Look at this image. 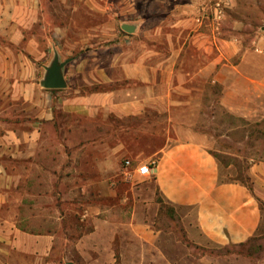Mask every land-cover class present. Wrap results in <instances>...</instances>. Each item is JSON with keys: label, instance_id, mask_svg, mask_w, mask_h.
<instances>
[{"label": "crops", "instance_id": "1", "mask_svg": "<svg viewBox=\"0 0 264 264\" xmlns=\"http://www.w3.org/2000/svg\"><path fill=\"white\" fill-rule=\"evenodd\" d=\"M101 1L0 0V122L14 125L15 117L23 122L20 133L11 126L0 130V158L21 154L24 182L44 185L41 127L56 117H165L166 126L156 132L170 140L154 152L149 178L138 175L141 164L131 160L124 170L101 164L95 184L104 187L103 205L87 209L92 229L81 237L21 230L13 220H0V264H172L154 229L162 205L174 209L188 239L202 248L238 246L262 235L264 161L249 170L250 190L234 178V165L223 167L210 151V134L196 130L192 120L177 122L223 116L264 126V31L253 48L224 37L221 22L212 13L206 17L213 7L205 0H135V20L123 22L107 15L110 0ZM56 2L68 13L64 22L53 21ZM96 10L108 17L90 22L70 44L78 14ZM81 43L87 45L77 54L64 51ZM56 51L62 61L74 58L65 67L68 86L44 89L41 81ZM140 127L135 131L142 132ZM181 128L184 133H178ZM175 137L185 139L171 140ZM122 148L104 144L103 152ZM12 170L0 161V188L20 183ZM124 185L130 187L126 194L120 191Z\"/></svg>", "mask_w": 264, "mask_h": 264}, {"label": "rangeland", "instance_id": "2", "mask_svg": "<svg viewBox=\"0 0 264 264\" xmlns=\"http://www.w3.org/2000/svg\"><path fill=\"white\" fill-rule=\"evenodd\" d=\"M214 1H221L224 5V17L219 25L222 35L226 38H238L245 47L253 48L256 36L264 26V0ZM110 2L112 8L107 13L108 16L120 22L135 20V0ZM60 5L56 2L57 14L53 21L64 22L68 16L67 11L62 10ZM207 12L206 17H211L212 11ZM108 16L97 10L93 15L81 11L78 14L79 24L72 27L74 31L68 36L70 44L73 45L76 42L73 40H79L86 33L90 22H99ZM236 22H239L240 28L234 30L233 25ZM52 28L53 26L48 27L49 30ZM35 31L39 32V28L36 27ZM95 42L94 44H97V41ZM58 44L56 43V47ZM86 45L87 43H81L76 50L66 48L64 51L67 55L71 52L77 54ZM156 118L121 120L117 117H56L54 122L46 123L41 127L46 133V150L40 154V159L47 168L44 173V185H29L24 182L23 176L27 173L23 168L21 154L16 153L15 157L10 159L0 158V161L6 160L7 165L13 167L11 173L21 177L18 185L7 189L0 188V194L5 196L0 201V220H13L21 230L56 233L58 237L64 238L66 235L69 239L81 237L92 229V216H86L87 209L103 205L104 187L95 184L98 182L97 178H101V164H113L119 170L125 169L128 160L134 161L135 166L142 163L154 165V152L170 140L158 134L157 129L166 126V118ZM178 118L181 119L177 122L180 126L183 122L192 120L196 130L200 128L201 132L210 134L206 138L207 144L212 147L210 151L223 167L235 166L230 170L236 174L234 178L249 176L250 168L255 163L264 161L263 123H249L247 126L246 121L223 116ZM14 119V125L0 122V130L11 126L16 132H21L22 117ZM139 126L142 132L138 129L135 131ZM182 128L178 133H184ZM109 131H112L111 136L103 135ZM104 144L123 148L120 152L109 155L103 152ZM35 160L38 162V157ZM31 172L37 173L35 170ZM129 189L130 187L125 185L120 187L122 194H126ZM71 195L75 200H69ZM62 197L66 200L61 201ZM59 211L62 212V217ZM160 213L162 214L154 229L160 231L158 245L172 264H264V230L262 235L241 247L230 245L222 248H202L188 239L178 216L171 219L167 209ZM99 217L103 218L102 214ZM72 252L75 255V251Z\"/></svg>", "mask_w": 264, "mask_h": 264}, {"label": "water", "instance_id": "3", "mask_svg": "<svg viewBox=\"0 0 264 264\" xmlns=\"http://www.w3.org/2000/svg\"><path fill=\"white\" fill-rule=\"evenodd\" d=\"M131 26H124L126 32L132 33ZM264 31V26L261 28ZM74 58L66 59L62 61L58 52H55L54 60L46 67V74L41 81V86L48 90H62L67 88V81L65 79V67L71 63Z\"/></svg>", "mask_w": 264, "mask_h": 264}, {"label": "built area", "instance_id": "4", "mask_svg": "<svg viewBox=\"0 0 264 264\" xmlns=\"http://www.w3.org/2000/svg\"><path fill=\"white\" fill-rule=\"evenodd\" d=\"M205 1L210 2V4L212 5V7H213V9H212V20L218 25L224 17V5H223V3L221 1H214V0H205ZM126 165L129 166L130 162L127 161ZM145 166L147 167V169H149V172L146 175H141V174H138V175H140L141 177H150L152 175V165L148 164V163H144V164H141L139 167H145Z\"/></svg>", "mask_w": 264, "mask_h": 264}, {"label": "trees", "instance_id": "5", "mask_svg": "<svg viewBox=\"0 0 264 264\" xmlns=\"http://www.w3.org/2000/svg\"><path fill=\"white\" fill-rule=\"evenodd\" d=\"M237 180L238 181H240V182H242L244 185H246L250 190H252V185H251V179H250V177L249 176H246L245 178L244 177H238L237 178ZM158 202L159 203H163V200L160 198V197H158ZM260 206H261V208L264 210V203H261L260 204ZM165 209H167V214H168V216L171 218V219H174L175 217H177V214L175 213V211H174V209H172V208H170V207H168V206H165V205H162L161 206V208H160V210H161V212H163ZM246 244V243H245ZM245 244H241V245H239L240 247L241 246H244ZM233 246V245H232ZM235 246V245H234Z\"/></svg>", "mask_w": 264, "mask_h": 264}, {"label": "clouds", "instance_id": "6", "mask_svg": "<svg viewBox=\"0 0 264 264\" xmlns=\"http://www.w3.org/2000/svg\"><path fill=\"white\" fill-rule=\"evenodd\" d=\"M106 167L110 169L111 165H106ZM148 172H149V169H147L146 166L145 167H139L137 169V173L141 174V175H146Z\"/></svg>", "mask_w": 264, "mask_h": 264}]
</instances>
